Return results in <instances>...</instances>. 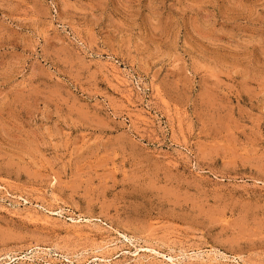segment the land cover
Listing matches in <instances>:
<instances>
[{"label": "rangeland", "instance_id": "374dc122", "mask_svg": "<svg viewBox=\"0 0 264 264\" xmlns=\"http://www.w3.org/2000/svg\"><path fill=\"white\" fill-rule=\"evenodd\" d=\"M0 264H264V0H0Z\"/></svg>", "mask_w": 264, "mask_h": 264}]
</instances>
